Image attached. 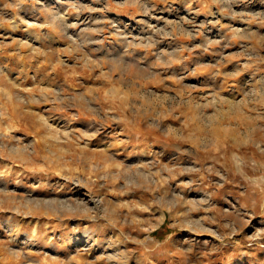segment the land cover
Masks as SVG:
<instances>
[{
  "label": "rangeland",
  "instance_id": "1",
  "mask_svg": "<svg viewBox=\"0 0 264 264\" xmlns=\"http://www.w3.org/2000/svg\"><path fill=\"white\" fill-rule=\"evenodd\" d=\"M0 264H264V0H0Z\"/></svg>",
  "mask_w": 264,
  "mask_h": 264
},
{
  "label": "trees",
  "instance_id": "2",
  "mask_svg": "<svg viewBox=\"0 0 264 264\" xmlns=\"http://www.w3.org/2000/svg\"><path fill=\"white\" fill-rule=\"evenodd\" d=\"M164 230H167V227H166V224L165 223L160 228H158L157 230H155L153 232V236L155 238H157V239H163L166 236V234L169 232L167 230V233H163Z\"/></svg>",
  "mask_w": 264,
  "mask_h": 264
}]
</instances>
